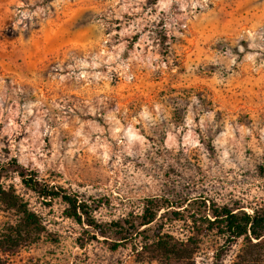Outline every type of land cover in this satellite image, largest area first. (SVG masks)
<instances>
[{"label":"rangeland","instance_id":"1","mask_svg":"<svg viewBox=\"0 0 264 264\" xmlns=\"http://www.w3.org/2000/svg\"><path fill=\"white\" fill-rule=\"evenodd\" d=\"M13 162L101 223L135 220L152 198L174 206L125 240L100 236L26 190ZM260 167L264 0H0V184L42 224L3 244L0 264H173L159 234L191 236L192 264H237L244 240L196 232L190 214L202 200L251 212ZM17 217L0 201V234Z\"/></svg>","mask_w":264,"mask_h":264},{"label":"trees","instance_id":"2","mask_svg":"<svg viewBox=\"0 0 264 264\" xmlns=\"http://www.w3.org/2000/svg\"><path fill=\"white\" fill-rule=\"evenodd\" d=\"M15 161V160H13ZM12 171L16 172L21 185L33 192L42 203L50 206L54 199H60L64 204V214L77 222L86 223L95 234L107 237L111 235L117 240L127 239L130 234L136 232L141 226H146L156 219L157 212L161 208H168V201L150 199L144 204L141 213L135 220L123 219L121 221H111L101 223L93 215L91 204L87 200L81 199L77 194L66 191L61 186L50 184L45 178L39 176L38 172L22 167L13 162ZM261 176L264 178V168L260 167ZM0 201L9 209H13L18 216L14 224L6 227L0 234V247L5 244L7 247H15L19 244L22 233H27L30 242L34 241L35 236L42 227L38 214L29 208L28 202L24 201L16 193L12 184H0ZM194 201V200H193ZM187 203L188 206L192 204ZM202 208L190 214V220L196 227L197 232L200 227L214 229L220 235L225 236L227 240L235 241L242 238L248 245V251L241 257L237 264H258L261 257H264V202L258 206H253L251 212L239 208H231L226 204H218L214 201H201ZM183 207L179 205L177 207ZM187 207L182 208L185 211ZM181 210H172L171 212L180 217ZM131 230L132 232H130ZM190 236L187 240H177L169 235L159 234L153 239L152 244L161 256L173 261V264H192L194 255V246H192ZM120 242H114L113 248ZM218 255L216 256V258ZM215 264V263H214ZM221 264V263H219Z\"/></svg>","mask_w":264,"mask_h":264}]
</instances>
